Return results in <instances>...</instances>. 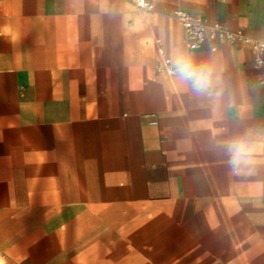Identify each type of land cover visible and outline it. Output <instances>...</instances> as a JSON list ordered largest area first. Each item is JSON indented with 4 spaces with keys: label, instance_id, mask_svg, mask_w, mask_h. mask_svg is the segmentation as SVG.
Here are the masks:
<instances>
[{
    "label": "crops",
    "instance_id": "crops-1",
    "mask_svg": "<svg viewBox=\"0 0 264 264\" xmlns=\"http://www.w3.org/2000/svg\"><path fill=\"white\" fill-rule=\"evenodd\" d=\"M136 8L0 0V264H264V61L240 41L188 50L172 14L264 39V0ZM153 32L173 62L210 70L206 89L157 72L155 45V78L122 89L142 76L131 51ZM218 137L244 160L241 183L218 197L214 182L192 198L157 187L162 168L214 157ZM58 207L81 211L62 226Z\"/></svg>",
    "mask_w": 264,
    "mask_h": 264
},
{
    "label": "rangeland",
    "instance_id": "rangeland-1",
    "mask_svg": "<svg viewBox=\"0 0 264 264\" xmlns=\"http://www.w3.org/2000/svg\"><path fill=\"white\" fill-rule=\"evenodd\" d=\"M138 13L147 14L144 10L136 8ZM139 18V17H138ZM142 23L137 20V31H142ZM158 36L156 32H153L151 38L144 41L142 39L140 44L135 48V52L131 51L133 59L137 62V73L142 74L137 79H122V89L127 92L128 87L136 86L141 88L145 85V82L152 81L155 78L153 73V67L156 62V53L154 50V38ZM128 36L122 37V42H126ZM122 58L127 59V51L122 50ZM124 64V66H126ZM127 98V94L124 95ZM224 137H218V141H214V157H204L201 159H191L187 162H192L193 165H186L182 172L179 174L169 175L166 174L165 169L159 170L154 174V178L161 180L157 187L179 186L183 189L180 193V197H196L199 193H207L208 184L214 182V197H218L220 194H226L233 184L241 183L243 178L244 160L242 158H232L231 145L222 140ZM165 180H169L167 183ZM156 187V184H154ZM170 192V191H169ZM168 192V193H169ZM161 195L166 191H158ZM81 208H53L52 217H55L54 221L57 225L64 226L67 217L71 214H80Z\"/></svg>",
    "mask_w": 264,
    "mask_h": 264
},
{
    "label": "built area",
    "instance_id": "built-area-1",
    "mask_svg": "<svg viewBox=\"0 0 264 264\" xmlns=\"http://www.w3.org/2000/svg\"><path fill=\"white\" fill-rule=\"evenodd\" d=\"M156 0H132L137 8L144 11H153ZM175 19L180 23L184 33V45L188 50H194L203 45H208L211 50L216 49L220 41L230 43L243 42L254 53V61L260 65L264 61V39L249 36L241 28L231 29L219 20H207L193 15L181 8L172 11ZM154 45L160 59L155 67L157 72L173 75L177 72L175 63L165 55L160 38H155ZM151 123H155L151 120Z\"/></svg>",
    "mask_w": 264,
    "mask_h": 264
},
{
    "label": "clouds",
    "instance_id": "clouds-1",
    "mask_svg": "<svg viewBox=\"0 0 264 264\" xmlns=\"http://www.w3.org/2000/svg\"><path fill=\"white\" fill-rule=\"evenodd\" d=\"M174 63L178 74L182 78L190 80L195 90L201 91L208 87L211 75L209 69L206 67L195 68L190 60L183 55L177 56Z\"/></svg>",
    "mask_w": 264,
    "mask_h": 264
}]
</instances>
